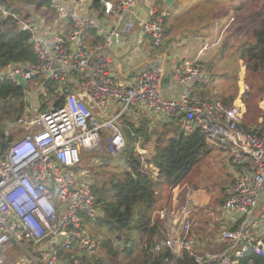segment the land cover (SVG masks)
<instances>
[{
    "label": "built area",
    "instance_id": "2783aa9c",
    "mask_svg": "<svg viewBox=\"0 0 264 264\" xmlns=\"http://www.w3.org/2000/svg\"><path fill=\"white\" fill-rule=\"evenodd\" d=\"M47 1V9L66 25L60 32L41 33L37 26L44 19L25 24L1 10L29 32L36 63L6 67L0 71V83L19 85L16 77H20L28 85L43 76L57 83L62 104L37 118H19L15 127L27 122L30 132L0 147V264H85L84 256L97 247L91 227L102 213L89 174L79 166L80 156L84 152L120 155L126 146L127 125L122 120L136 104L147 108L153 128L157 123L177 122L184 134L197 131L209 149L226 151L235 174L219 209L205 211L208 221L202 227L189 210L156 212L159 220L168 219V233H160L150 252H169L161 264H179L182 254L195 264H251L252 257L264 258V126L241 128L245 109L239 100L224 107L195 95L194 85L203 74L198 56L214 44L203 45L195 59L173 69L171 83L182 90L172 99L164 94L171 84L162 85L166 74L158 51L169 13L153 10L147 20L136 22L131 19L136 0L116 4L102 0V13L112 25L104 39L91 47L88 34L96 25L84 16L91 0ZM135 29L142 38H150L152 62L157 64L143 69L133 81L117 82L103 50ZM136 153L142 160L147 156L139 142ZM91 164H99V159L92 158ZM148 169L157 177L152 166ZM199 228L203 240L197 237ZM15 247L22 250V259Z\"/></svg>",
    "mask_w": 264,
    "mask_h": 264
},
{
    "label": "trees",
    "instance_id": "16d2710c",
    "mask_svg": "<svg viewBox=\"0 0 264 264\" xmlns=\"http://www.w3.org/2000/svg\"><path fill=\"white\" fill-rule=\"evenodd\" d=\"M193 1L202 4L200 8L204 12L197 22L203 25L217 22L228 15L227 11L237 13L245 6L242 0H230L219 5L218 1L222 0ZM101 2L102 0H91V10L101 13ZM47 5V0H0V71L8 66L26 67L36 63V56L29 42V32L21 30L19 22L10 17L5 18L1 10L13 14L20 22L33 24L40 19L50 20V16L45 14ZM175 7L174 4L172 8ZM258 7L264 10V0H259ZM260 11H249L248 17L245 16L246 20L250 16L254 17L253 22L256 23L247 30L246 37L245 31L240 35V30L247 25L246 21L235 24L232 30L238 36L233 43L237 45L235 51L244 65L245 74L260 76L259 81L264 74V13ZM171 15L164 23L163 40L167 47L174 41V16L172 13ZM35 82L38 85L34 89L29 85L23 89L11 82L0 83L1 149L14 142L7 128L8 124L16 122L26 113V94L39 93L38 96L42 99L38 107L39 115L62 104L56 82L47 81L43 76H39ZM261 91L264 92V86ZM233 101L224 99L222 105L229 107ZM248 115L249 112L244 116V124L241 123V128L245 131L251 129L246 122L253 125V120L248 119ZM123 120L127 122L124 129L126 146L120 155L110 157L84 152L80 156L79 166L91 169L89 181L102 213L100 221L91 227L97 247L91 255L84 256L85 264H161L169 256V252L163 249L155 254L150 252L151 246L161 237L158 233V221L153 220L154 214L169 204L172 190L190 182L189 177L194 168L203 158L211 155V149L197 131L184 134L177 122L161 123L150 130L128 124L126 116ZM142 136L146 139L138 140ZM136 139L143 150L150 148L144 160L136 153ZM92 158H98L99 164L92 165ZM149 166L158 172L157 177L152 176ZM194 190L200 193L198 188ZM223 199L218 200L219 207ZM118 246L123 247L122 253L117 250ZM136 250L138 251L134 253ZM180 260L179 264H195L186 254H182ZM251 260V264H264V258L252 257Z\"/></svg>",
    "mask_w": 264,
    "mask_h": 264
},
{
    "label": "rangeland",
    "instance_id": "374dc122",
    "mask_svg": "<svg viewBox=\"0 0 264 264\" xmlns=\"http://www.w3.org/2000/svg\"><path fill=\"white\" fill-rule=\"evenodd\" d=\"M222 1H218L217 5H219V3H227L230 0ZM242 1L245 5L243 10L237 13L232 11L226 12V14H231L233 18V21L230 25L231 27L226 32H231L235 28V24L246 21L247 25L240 30V35L245 31L246 37V34L248 33L247 30L253 27L256 23L253 22L254 17L250 16V19L246 20L245 16L248 17L250 13L249 11H260L261 9L258 7L259 0ZM201 5V3L196 4V2L193 0H175V8H172L171 6H165L166 8L164 10L172 12L174 16L173 21L175 37H180L183 34H187V36L191 37H196L198 35L197 33H201L200 35L203 36L209 34V25H207V23L203 25V23L197 22L200 15L204 12V10H202L203 8H200ZM260 12L264 13V10H261ZM56 18L57 17L54 15L50 16V20L52 21L57 20ZM197 30L199 32H196ZM226 32L222 35L220 33L222 40L225 34H227ZM229 33V43H217L215 47L216 52H212L214 60L212 61L211 65L213 67L212 71L214 74L210 79V88L205 89V92L207 93L206 97L212 98L214 101L221 103L224 99H227L230 102H232L234 99L233 103L236 100H239L244 105L245 109L242 123L244 124V116L249 112L248 119L251 121L253 120V125L247 122L246 125H250V128L256 130L264 125V110L262 106L264 103V92L261 91V88L264 86V74L261 81H259L260 76H250L249 74H245L244 65L238 59V55L236 53L237 51H235L237 45L236 43H233V40H237L238 36H235V31H232L230 34ZM181 45L185 46V50H190L188 48V44L185 45V43H181ZM202 65L204 66L202 69H205V66H207L203 63ZM28 85L31 89H34V87H37L38 83L31 82ZM38 95V92L26 94L27 109H25L26 113L24 116L30 115L33 118H37L39 116L38 107L39 104L42 103V99ZM258 121L262 122L258 123ZM16 123L17 122L8 124L7 128L8 134H11L14 141L19 140L30 132V127H27V122H25L22 127H15ZM122 123H124L126 127L127 122L122 120ZM145 139V136L140 137L141 141ZM136 141L138 143L137 139L135 140V143ZM129 143H131V141H129ZM101 149H103V147H101ZM210 151L211 155L203 158L197 167H195L192 171V174L189 177L190 182H187L175 190H172L170 194L171 196L169 197L170 202L162 209L163 212L169 210L171 213L180 214L183 210H189L192 215H195L196 222L201 221V224H206L208 221V213L205 211L210 212L209 210H211L214 212L219 209V206L217 205L219 202L218 200L223 199L224 189L230 184V182H232V180H234L235 174L234 169H232V167L228 164L226 151L218 149H212ZM85 169L86 170L83 171L88 172L89 180L91 169ZM197 188L199 189L198 191H200V193H197V190H194ZM201 206L204 207L201 208ZM153 220L158 221L159 234L161 232H165L166 234L168 233L169 221L166 216L163 220H159L158 216L157 218L154 216ZM197 237L201 240L206 238L202 228H199ZM26 245L27 244L25 243L24 247H26ZM13 250H16L14 252L20 254V259L23 258L22 250L17 247H15ZM117 250L122 253L123 247L118 246ZM137 251L138 250H136L134 253ZM136 257L137 256H135V258ZM118 260H121V256H119Z\"/></svg>",
    "mask_w": 264,
    "mask_h": 264
},
{
    "label": "crops",
    "instance_id": "0c3cea01",
    "mask_svg": "<svg viewBox=\"0 0 264 264\" xmlns=\"http://www.w3.org/2000/svg\"><path fill=\"white\" fill-rule=\"evenodd\" d=\"M104 1L110 2L112 4L120 2V0ZM59 2L62 4H67L66 0H59ZM165 6L166 5L161 0H136L135 7L133 8L131 13V19L135 20L136 22L145 21L147 20L150 12L153 10H156V12L165 11L169 13V18H171L172 12L164 10L166 8ZM90 7L88 8L87 13H85L84 16L88 19H92L94 23L96 20L101 24V28L96 27L95 30H92L88 34V43L89 46L92 47L95 44L94 42L102 41L104 39V33L108 32L111 28L112 19L105 17L102 13V10L101 13H98L94 10H91ZM50 13L53 12H50L48 9H46V15H54L56 17L54 13ZM40 20L38 21L40 22ZM232 21V15L228 14L222 19H219L217 22L209 24V34H207L206 36L200 35L201 33H197L198 35L196 37L187 36V34H183L180 37H175L174 35V41L172 42L173 44L167 47L165 46V41L163 40V44L158 50L161 59V61H159V64L164 67L165 74L167 75L171 74L173 69L177 65L183 64L186 60L195 59L197 57L198 51L203 45L214 44L212 48L204 52L202 55L198 56L200 64L202 65L203 63L207 65L205 66V69L203 68L204 72L201 79L194 85L195 95L201 101L207 100L211 102H218L214 101V99L212 98H207L205 89L210 88V79L214 74V72L212 71L213 67L211 65L212 61L214 60L212 52H216L215 47L217 43H229L228 33L230 31H226L229 29ZM41 23H43V21H41ZM37 27L41 33H47V29L50 31L60 32L66 27V25L64 22L57 19L55 21L45 20L44 24ZM225 32L227 34H225L222 40L220 33L222 35ZM97 38H99L100 40H98ZM150 43L151 40L149 37L142 38L140 30L135 29L128 37L120 39L119 43H113L110 47L103 50L110 60L111 74L117 82L122 83L133 81L143 69L150 65L157 64L152 62L154 61L155 54L151 49ZM181 43H185V45L188 44V48L190 50H185V46L181 45ZM170 86L171 87L166 86L168 88L165 89L164 94L172 99L178 98L179 92L182 90V88L173 83H171ZM125 116L128 120V124H132L136 128L143 127L145 129H149L153 128L152 126L155 125V122H153L149 111L144 105L136 104L131 106ZM158 124L159 123H157L156 125ZM149 151L150 148L146 151L147 156ZM198 225L202 227L204 224H201V221H199Z\"/></svg>",
    "mask_w": 264,
    "mask_h": 264
},
{
    "label": "water",
    "instance_id": "95a60500",
    "mask_svg": "<svg viewBox=\"0 0 264 264\" xmlns=\"http://www.w3.org/2000/svg\"><path fill=\"white\" fill-rule=\"evenodd\" d=\"M163 1V3L166 5V6H172L174 4V0H161ZM95 25L97 28H101V24L95 20ZM16 80L19 84V86H21L23 89H26L27 88V85L25 83L24 80H22L20 77H16ZM171 84V75L170 74H167L165 76V78L163 79L162 81V85L163 86H169Z\"/></svg>",
    "mask_w": 264,
    "mask_h": 264
}]
</instances>
